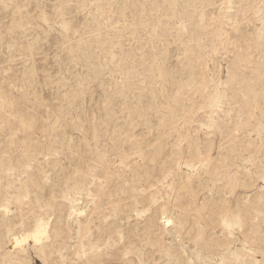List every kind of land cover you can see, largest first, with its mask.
Returning <instances> with one entry per match:
<instances>
[{
  "label": "rangeland",
  "instance_id": "1",
  "mask_svg": "<svg viewBox=\"0 0 264 264\" xmlns=\"http://www.w3.org/2000/svg\"><path fill=\"white\" fill-rule=\"evenodd\" d=\"M0 264H264V0H0Z\"/></svg>",
  "mask_w": 264,
  "mask_h": 264
},
{
  "label": "bare ground",
  "instance_id": "2",
  "mask_svg": "<svg viewBox=\"0 0 264 264\" xmlns=\"http://www.w3.org/2000/svg\"><path fill=\"white\" fill-rule=\"evenodd\" d=\"M45 235V230L43 228V224L41 222L37 223L35 228L29 232L22 233V234H14L10 238V245H21L22 243L31 240L35 243H39Z\"/></svg>",
  "mask_w": 264,
  "mask_h": 264
}]
</instances>
